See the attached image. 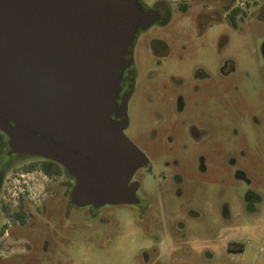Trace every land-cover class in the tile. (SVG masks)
I'll use <instances>...</instances> for the list:
<instances>
[{
    "label": "rangeland",
    "instance_id": "rangeland-1",
    "mask_svg": "<svg viewBox=\"0 0 264 264\" xmlns=\"http://www.w3.org/2000/svg\"><path fill=\"white\" fill-rule=\"evenodd\" d=\"M168 2V23L133 44L124 136L152 167L134 175L145 208L68 209L77 228L53 223L45 244L0 264H264V0L237 29L214 25L203 38ZM152 40L167 46L161 64ZM176 95L181 114L169 103Z\"/></svg>",
    "mask_w": 264,
    "mask_h": 264
},
{
    "label": "water",
    "instance_id": "water-1",
    "mask_svg": "<svg viewBox=\"0 0 264 264\" xmlns=\"http://www.w3.org/2000/svg\"><path fill=\"white\" fill-rule=\"evenodd\" d=\"M155 19L136 0H0V133L67 170L71 205L137 202L147 160L116 99L135 33Z\"/></svg>",
    "mask_w": 264,
    "mask_h": 264
},
{
    "label": "flooded vegetation",
    "instance_id": "flooded-vegetation-1",
    "mask_svg": "<svg viewBox=\"0 0 264 264\" xmlns=\"http://www.w3.org/2000/svg\"><path fill=\"white\" fill-rule=\"evenodd\" d=\"M136 1L142 11L153 13L156 19L152 25L159 23L161 27H164L172 18L169 0ZM176 3L178 16L190 20L194 26L195 36L203 38L214 25H226L234 30L237 29L238 24L245 19L251 7L256 4V0H247L242 2L241 6H235L234 0H176ZM193 4L197 11L193 15H188V10ZM148 28L136 31L128 48L129 55L125 59L129 61V65L120 76L116 102L118 106L125 108V111L133 95L136 82L133 44L138 36ZM150 44L151 55L157 56L158 64H161V60L168 55L166 44L161 40H152ZM263 45L264 43L260 47V53L264 60ZM195 75L206 76L205 73L198 74V72ZM219 75L221 78L225 75L222 69ZM169 103L172 104V110L176 114L184 111L182 96L176 95L169 100ZM144 157L147 164L138 169L134 175L139 170L148 174L152 173L149 160L146 156ZM134 175L130 184L137 183ZM35 176L37 177L34 178ZM73 185L74 179L60 163L41 157L12 153L6 136L0 133V261L4 255L22 254L25 248L32 243L45 244L50 239L49 235L52 234L49 226L53 223L58 229L78 227V222L75 224L69 220L68 209L86 208L91 214H96L100 208L104 207L71 205L69 195ZM138 190L139 184L137 183L134 194L137 200L135 204L121 206L145 208V203L137 196ZM5 243L14 245L17 250L3 251L2 245Z\"/></svg>",
    "mask_w": 264,
    "mask_h": 264
}]
</instances>
